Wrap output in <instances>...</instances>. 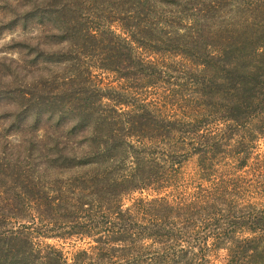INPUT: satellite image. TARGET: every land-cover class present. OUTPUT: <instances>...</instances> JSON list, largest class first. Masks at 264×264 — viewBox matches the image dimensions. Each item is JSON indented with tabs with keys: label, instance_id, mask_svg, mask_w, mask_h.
I'll use <instances>...</instances> for the list:
<instances>
[{
	"label": "trees",
	"instance_id": "16d2710c",
	"mask_svg": "<svg viewBox=\"0 0 264 264\" xmlns=\"http://www.w3.org/2000/svg\"><path fill=\"white\" fill-rule=\"evenodd\" d=\"M41 2L20 20L54 44L0 124V264H264L238 174L264 140V0H109L87 25ZM72 238L96 245L40 241Z\"/></svg>",
	"mask_w": 264,
	"mask_h": 264
},
{
	"label": "rangeland",
	"instance_id": "374dc122",
	"mask_svg": "<svg viewBox=\"0 0 264 264\" xmlns=\"http://www.w3.org/2000/svg\"><path fill=\"white\" fill-rule=\"evenodd\" d=\"M33 1L36 0H0V124L6 123L5 113L8 110H17L18 104L20 103L22 105L21 98L18 95L15 101L16 97L13 91L18 87L21 88L25 85L32 84L29 78L33 76V71L46 67L39 62L41 61L39 60L41 57L39 58L37 55H39L40 51L52 47L54 44H52V40L44 39L45 35L39 31L40 28H37L33 24L23 29V23H21L20 19L25 15V11L30 10V7L35 8ZM41 1L43 0H37L39 7L45 5ZM75 1V4L71 5V9H73L71 12L79 13L77 18L87 25V23H95V19L92 18L100 14L101 9L107 7L109 0ZM80 13L83 15L82 19ZM34 40H39L40 45L32 43ZM36 47L39 48V52L35 51ZM33 58H36V64L34 65L31 63ZM51 66L55 67L53 65ZM93 74L98 75L97 80L99 78L102 79V86H109V74L104 72L100 73V71L94 72ZM7 139L11 144H17L21 140V135L12 133ZM193 167L194 162L190 161L185 166L186 175L192 174ZM247 171L251 173V179L255 185L261 187L257 191L264 194V140L258 142V147L252 152L246 167L241 169L238 174ZM139 196V194L135 193L132 197L125 198L122 208L129 207L134 199L139 198ZM146 196V193L142 194L143 198ZM262 196L253 199V202L258 203L261 207L264 205ZM148 199H151V196ZM40 241L44 244L54 246L58 250H62L64 257H67L69 262H71V256L75 252L79 250H88L89 252V248L96 245L90 238H83L79 241L75 238L66 241L56 239H40ZM224 258L225 252L219 250L218 257L213 259L211 264H224Z\"/></svg>",
	"mask_w": 264,
	"mask_h": 264
}]
</instances>
